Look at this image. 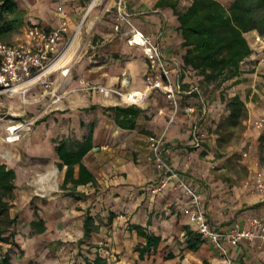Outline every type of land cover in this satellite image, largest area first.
I'll return each mask as SVG.
<instances>
[{"label": "crops", "instance_id": "0c3cea01", "mask_svg": "<svg viewBox=\"0 0 264 264\" xmlns=\"http://www.w3.org/2000/svg\"><path fill=\"white\" fill-rule=\"evenodd\" d=\"M156 1L126 0L129 19L159 45L172 69V80L180 82L184 89L195 87L200 76L184 65L185 47L176 29V15L172 7L157 5ZM32 22L53 25L44 18ZM128 28L123 24L121 30H116L120 35L115 38L103 34L100 44L80 58L82 66L77 73H71L70 92L63 103L51 118L38 121L22 137L28 157L43 170L38 178L41 190L54 189L43 184L50 178L45 170L54 164L59 171L57 188L45 200L48 208L42 205V210L37 209L46 228L36 234L61 239L70 246L63 247L64 244L43 253L42 264H85V258L93 259L96 255L103 257L105 264H264V238L260 237L241 239L235 245L223 239L224 250L202 237L196 249L188 248L183 229L188 222L181 211L187 197L180 189L173 188L171 182L156 189L161 170L148 158V137L164 133L165 159L197 189L210 224L218 228H229L236 223L248 227L252 217L264 221V191L258 192L253 186L257 171L264 176V164L256 152L260 136L252 124L255 117L264 114V87L255 84L259 73H264V48H253L252 36L257 31L245 33L252 52L241 62L238 81L232 84L229 93V96L237 94L248 109V116L242 122L246 125L244 134L250 138L252 152L244 153L248 156L244 161L247 175L238 177L226 167L212 168L206 159L208 154L200 153L208 135L207 124L223 111L214 91L201 94L204 103L198 99L201 96L181 93L179 111L168 125L170 109L161 91L151 90L140 103L134 104L118 93L103 94L97 89L82 88L83 81L117 88L123 93L145 88L146 58L141 49L127 44ZM254 92L260 95V101H252ZM130 104L140 108V113L133 127H121L106 108ZM187 106H193V110H187ZM194 130L205 132L198 145L193 143ZM89 132L92 146L81 160L92 173L94 182L90 180L72 188L68 183L67 188H60L66 165L57 166L60 159L55 144L62 138L82 140ZM207 141L210 144L209 138ZM4 163L14 168L13 164ZM78 167L75 163L74 176L78 174ZM86 211L99 225L84 236ZM132 224H139L145 232L159 236L155 249L144 250L146 239L131 227Z\"/></svg>", "mask_w": 264, "mask_h": 264}, {"label": "rangeland", "instance_id": "374dc122", "mask_svg": "<svg viewBox=\"0 0 264 264\" xmlns=\"http://www.w3.org/2000/svg\"><path fill=\"white\" fill-rule=\"evenodd\" d=\"M91 1L17 0L18 6L25 13L29 12L27 16L25 15L26 18L30 16L28 22L44 18L54 25L57 21L55 11L59 4L65 10L68 19L67 30L58 47V57L60 56L56 64L58 69L52 71L48 76V80L52 81L51 85L55 84L57 92L63 93V96L56 102H53L51 93H44V86L41 84L32 88L34 91L27 94L26 100L17 95H1L0 161L13 164L17 172L15 187L13 195L9 200L10 206L8 210L9 216L16 218L15 224L10 229L15 231L14 240L17 244L0 242V252H4L7 248L10 249L12 258L19 264H23L24 260L28 262L27 264H42L43 253L51 252L56 247L60 248L64 244L63 247L70 246L66 241H61V239H50L44 234L32 232L30 220L36 217L34 212H38L37 209L42 210L43 206L46 209L48 208L45 200L57 188L59 171L54 164L48 170H45L50 173V178L43 184L51 186L54 189L51 190L46 187L48 190H41L42 185L38 183V178L41 177L43 170L36 165V161L28 157L23 147L22 137L28 131H31L38 121L51 118L52 113L63 103L64 98L70 92L69 82L71 73H77L78 68L82 66L80 60L94 50L97 44H100L102 39H104L103 34L105 36H113V38L120 35L113 29V23L116 18L115 0H94L91 9L87 12ZM189 1L179 0L178 7H185ZM220 1L227 6L231 0ZM86 13L88 14L86 15ZM54 15L55 19L52 17ZM79 24L80 27L78 32H76ZM18 35L19 30L5 36L3 40L12 41ZM66 68L69 69L68 72L66 74L62 73L61 70ZM230 82L231 80H227L221 84L219 89L212 90L217 100L221 102L223 111L216 119L207 124L206 131L208 135L202 144L203 147L200 153L208 154L206 159L211 162L212 168L226 167L236 176L245 177L248 173V168L244 161L248 156H244V153H248L250 150L252 152L250 138L244 134L246 125L242 122L248 116V109L245 105V116L239 118L235 123L226 119L228 109L225 106V102L231 97L229 93L232 92V84ZM255 84L260 88L264 87V73H259ZM259 96L258 93L254 92L251 96L252 101H260ZM25 119L32 121L30 128L21 131L16 140L6 141V126L9 123ZM208 138L210 139V144L207 141ZM258 139L256 152L260 157L259 160L264 164V141L261 138ZM52 170H54V173L51 172ZM5 223L3 220L2 224L4 225ZM24 263L26 264V262Z\"/></svg>", "mask_w": 264, "mask_h": 264}, {"label": "trees", "instance_id": "16d2710c", "mask_svg": "<svg viewBox=\"0 0 264 264\" xmlns=\"http://www.w3.org/2000/svg\"><path fill=\"white\" fill-rule=\"evenodd\" d=\"M157 5L172 7L178 25L176 27L185 47L183 53L184 65L190 67L200 76L196 89L188 94L201 96L207 90H217L221 84L231 80L230 84L238 81L241 62L251 54L252 47L245 36L250 30H256L264 37V0H231L226 6L220 0H190L183 8L177 6V0H157ZM26 23L23 9L17 0H0V40L5 36L17 32ZM204 102V98H198ZM228 109L226 119L232 123L246 114V107L237 94L232 95L225 102ZM113 113L114 120L121 127H133L140 108L134 104L128 106H108ZM91 132L82 140L62 138L54 148L60 159L57 166L66 165L60 188H71L79 183L94 182L92 173L82 162L83 155L91 148ZM78 163V174L74 176L73 166ZM16 171L0 161V242L16 245L15 231L10 229L15 224V217L9 216L10 198L15 187ZM71 193L70 190L67 191ZM35 218L30 220L33 233L45 230L44 219L34 212ZM6 223L3 225L2 221ZM99 224L94 223L93 217L86 211L83 219V234L95 231ZM132 228L145 237L143 246L149 251L156 247L159 236L147 233L139 224H132ZM186 246L196 249L202 242L199 232L184 224ZM1 248V246H0ZM10 249L0 252V264H16ZM85 264H105V259L96 255L93 259L85 258Z\"/></svg>", "mask_w": 264, "mask_h": 264}, {"label": "built area", "instance_id": "2783aa9c", "mask_svg": "<svg viewBox=\"0 0 264 264\" xmlns=\"http://www.w3.org/2000/svg\"><path fill=\"white\" fill-rule=\"evenodd\" d=\"M114 7L116 18L113 29L119 30L120 26L126 23L129 27L126 31L127 44L141 49L146 58L145 88L123 93L117 88L90 84L84 81L82 88L97 89L103 94L118 93L121 98H123V94L127 93L132 97L129 100H124L134 104L140 103L151 90L161 91L164 93L170 109L167 118V124L169 125L179 111L180 94L189 93L196 88L184 89L180 82L172 80V69L166 63V56L159 45L152 40L149 34L135 27L130 21L126 0H115ZM56 15L57 21L50 27L38 22H27L19 29V35L14 40H0V103L2 94L17 95L26 100L29 90L38 84L44 86V93H51L53 102L63 96V93L57 92V86L55 84L51 85L52 81L48 80L51 72L58 69L56 65L60 59V56L58 57V47L68 27L66 12L60 4L57 6ZM252 39L254 49L264 48V37L261 34L255 32ZM68 70L66 68L61 72L66 74ZM187 110H193V106H187ZM31 124L32 121L29 119L9 123L6 126L5 140L8 141L7 138L10 136H14V140H16L20 132L30 128ZM252 124L264 141V114L255 117ZM14 126L16 128H12ZM204 137L205 132L203 131L194 130L192 133L193 143L196 145L200 144ZM163 138L164 133L148 137L150 148L148 158L161 170V178L156 189L160 190L171 182L173 188L180 189L186 195L187 200L181 211L186 215L191 228L222 250L225 248L222 242L223 239L235 245L241 239L264 238V221L259 217L250 218L248 227H240L236 223L229 228H218L210 224L197 189L179 175L165 159L162 153ZM253 186L258 192L264 191V176L261 171L255 173Z\"/></svg>", "mask_w": 264, "mask_h": 264}, {"label": "bare ground", "instance_id": "6f19581e", "mask_svg": "<svg viewBox=\"0 0 264 264\" xmlns=\"http://www.w3.org/2000/svg\"><path fill=\"white\" fill-rule=\"evenodd\" d=\"M93 2H94V0L91 1L89 7L87 8V12H89V10L91 9V7H92V5H93ZM87 14H88V13H86V15H87ZM85 17H86V16H85ZM81 24H82V23H81ZM79 27H80V24L77 26V31H76V32H78ZM131 97H132V96H131V95H128L127 93L123 94V99H125V100H129V99H131ZM12 128H16V127L14 126V127H12ZM7 129H8V128H7ZM14 139H15L14 136H10V137L7 138L8 141H13ZM51 172L54 173V170H52ZM39 178H40V177H39Z\"/></svg>", "mask_w": 264, "mask_h": 264}]
</instances>
